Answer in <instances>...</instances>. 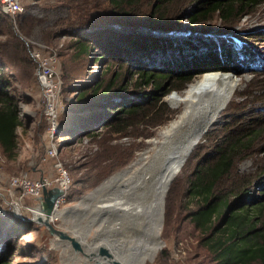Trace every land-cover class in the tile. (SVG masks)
Returning a JSON list of instances; mask_svg holds the SVG:
<instances>
[{"label": "rangeland", "instance_id": "374dc122", "mask_svg": "<svg viewBox=\"0 0 264 264\" xmlns=\"http://www.w3.org/2000/svg\"><path fill=\"white\" fill-rule=\"evenodd\" d=\"M19 1L23 11L18 16L32 17L39 22L31 34L26 36L19 31L18 17L6 15L9 30L24 44V40L27 41L30 49L38 50L45 56L55 54L57 58L53 74L56 84L53 107L55 119L45 114L43 91L33 73L28 74V70L20 65L22 61L19 53L8 48V27L4 21L6 16L0 10V50L10 56L6 61L5 76L11 80L10 88L17 100L18 114L16 158L8 159L0 146V253H4L1 263L113 264L110 260L115 259L121 264H134V260L140 256L138 248L145 242L140 236L131 242L130 239L140 234L142 219L108 214L102 212L100 207L116 200H123V204L127 205L138 195L144 199L141 191L135 190L134 179L128 181L124 177V182L119 185L116 177L133 165L144 151L150 150L152 139L157 138L158 133L179 116L180 104L173 103V99L181 96L205 72L194 76L180 90H171L163 97L170 115L160 126L143 125L119 133L111 132L105 128L103 121H88L89 111L76 104L74 85L63 78V69L66 67L72 74L78 75L82 68L79 72L81 80H94L103 71L102 78L107 82L112 75L122 73L124 67L118 64L106 67L105 63L89 62L76 57V49L72 44L74 40L62 34L47 39L48 32L55 30L53 22L66 14L57 0ZM137 1L138 5L146 9L151 4L148 0ZM197 1L171 0L169 6L164 5L163 9L169 13L168 16L173 13L178 15L183 11L180 12L182 8H189ZM166 19L157 22L158 27L175 32L170 34L172 38L160 41L162 48L167 51L166 57H178L175 55L176 48L183 51L180 53H183L181 56L184 58L207 51L218 54L219 48L222 52L224 46L233 50L230 70L212 71L231 75L236 85L208 129L219 134L226 125L258 121L261 131H264V0H256L254 6L235 16L230 23H224L216 14L206 22L194 25H189L186 18L180 20V23L171 17ZM138 21L143 20H132L131 24ZM197 46L201 52L195 53L192 50L198 49ZM173 48L175 50L171 54ZM206 48L209 50H204ZM151 53L156 58L160 56L158 52L156 55L154 48ZM125 84V93L136 92L130 76L123 81V86ZM99 107L96 112H100L103 120L107 114ZM73 108L77 109L75 114ZM78 109L81 112L78 113ZM80 118L85 121L83 127L78 129L73 123L64 128L65 124ZM201 137L167 187L158 234L161 245L151 258L145 257L142 264H214L200 245L201 234L194 229L188 218L197 205L185 197L195 170L214 145V138ZM257 144L247 157L237 159L235 171L238 177H249L262 170L264 132ZM152 154L150 150L149 155ZM123 159L126 160L124 166L114 167ZM111 168L115 170L106 175ZM23 176L31 181L44 180L46 186L37 195L27 193L22 187L9 186L11 178ZM63 177L66 187L58 182ZM56 187L63 190L64 196L53 211L58 212L55 213V219L49 220V223L54 230L74 238L79 249H75L70 241L50 234L41 221L35 220V216L44 215L39 209L43 204V200H40L43 189ZM101 247L106 248L111 257L102 256Z\"/></svg>", "mask_w": 264, "mask_h": 264}, {"label": "trees", "instance_id": "16d2710c", "mask_svg": "<svg viewBox=\"0 0 264 264\" xmlns=\"http://www.w3.org/2000/svg\"><path fill=\"white\" fill-rule=\"evenodd\" d=\"M57 1L66 14L53 22L55 30L48 32L47 39L62 34L74 40L72 44L76 49V57L105 63L106 67L114 64L124 67L122 73L112 75L107 82L102 78L103 71L94 80H81L79 72L82 68L78 75L72 74L66 67L63 69V78L74 85L76 104L89 111L88 121H103L105 128L114 133L143 125L160 126L170 115V110L162 100L167 93L180 90L198 74L213 70L228 71L231 68L229 62L233 50L229 46H224L222 52L219 48L218 54L207 51L189 58L181 56L183 53L180 52L183 51L176 48L175 55L178 57H166L167 51L162 48L160 41L172 38L175 32L158 27L157 22L171 17L180 23L186 18L189 25H194L206 22L216 14L224 23H230L256 2L198 0L189 8H182L180 14L168 16L163 6H169L171 0H148L151 2L148 9L138 5L137 0ZM17 17L19 31L26 36L39 22L32 17ZM6 18L8 48L19 53L22 61L20 65L28 70V74L33 73L36 79V64L23 41L9 30ZM141 19L143 21L131 24L132 20ZM153 48L157 56V52L160 53L159 58L151 53ZM198 49L192 51L201 52V48ZM173 50H170L171 54ZM9 57L0 50V146L8 159H15L18 149V114L17 100L10 88L11 80L5 76ZM128 76L133 80L136 92L125 93L127 84L123 86V81ZM98 106L107 114L103 120L100 112H96ZM76 110L71 109L74 114ZM83 122L82 118L74 119L64 128L74 123L79 129ZM221 131L214 134V130L208 129L201 137L214 138V145L195 170L185 191V197L197 205L188 218L201 234L200 245L214 264H264V165L259 173L249 177H238L235 171L237 159L253 152L264 131H261L258 121L229 124ZM261 152L264 155V148ZM125 161L121 160L114 167L124 166ZM113 170L115 168H111L106 175ZM3 255L0 253V264H3Z\"/></svg>", "mask_w": 264, "mask_h": 264}, {"label": "bare ground", "instance_id": "6f19581e", "mask_svg": "<svg viewBox=\"0 0 264 264\" xmlns=\"http://www.w3.org/2000/svg\"><path fill=\"white\" fill-rule=\"evenodd\" d=\"M216 72L209 71L202 77H198L181 96L173 99V103L180 104L179 116L167 124L158 133L157 138L152 139L150 145V150L153 151L152 156L149 155L150 150L147 149L133 165L117 175L119 185L124 182V177H127L128 181L134 179L135 190H140L141 195H146V202L141 201V205L132 209L130 205L125 206L121 203L122 201L117 200L113 203L102 204L100 207L102 212L106 211L112 215L122 216L132 211L136 215L141 214V217H144L147 212L141 210L149 208L153 213L150 217L153 219V227H148L140 235L145 242L142 247L138 248L140 251L137 252L140 253V257L143 254L152 257L155 253L153 252L154 246L148 247V242L152 240L156 242L158 239L160 225L157 224V220L162 217L166 188L176 175L182 160L187 156V151L182 150V146L191 147L195 141L193 132L196 130L194 128L199 126L201 121L204 122L207 116L210 118L214 116L236 85L231 75L227 73L216 74ZM55 213L53 217L49 216L48 220L55 218ZM39 216L43 217L44 215L39 214Z\"/></svg>", "mask_w": 264, "mask_h": 264}, {"label": "built area", "instance_id": "2783aa9c", "mask_svg": "<svg viewBox=\"0 0 264 264\" xmlns=\"http://www.w3.org/2000/svg\"><path fill=\"white\" fill-rule=\"evenodd\" d=\"M0 10L9 17H16L18 14H21L23 11L22 5L19 0H0ZM25 45L27 47L28 54L32 61L36 64V71H35V77L36 80L41 87V90L43 91V103H44V110L45 114H50L52 119H55V110L54 107V99H55V90H56V84L54 83L53 74L55 63L57 61L56 55H43L40 51L35 49H30L27 41H25ZM49 115V116H50ZM54 124V122H53ZM58 182L63 187H66L67 183L64 180V177L62 179H59ZM10 187H22L26 189L25 191L27 193H30L32 195H37L39 191L46 186V183L44 180L40 181H31L26 178V176L21 178H11L9 182ZM64 194L59 196L56 201L54 208H56L59 201L63 198ZM55 211V209H54ZM54 213V212H53ZM53 217V215H50ZM55 218H51L53 220Z\"/></svg>", "mask_w": 264, "mask_h": 264}, {"label": "water", "instance_id": "95a60500", "mask_svg": "<svg viewBox=\"0 0 264 264\" xmlns=\"http://www.w3.org/2000/svg\"><path fill=\"white\" fill-rule=\"evenodd\" d=\"M218 73H221V72H216V74H218ZM206 74V73H205ZM227 100L228 99H226L225 101H224V103L222 104V106L216 111V113L214 114V116L213 117H209V116H207V118L204 120V122L203 121H201L200 123V125L199 126H197V127H195L194 128V130H196L195 132H193L194 133V137H195V141L192 143V145H191V147H188V146H186L185 147V145H183L182 146V150H185V151H187V156H188V154L191 152V150H192V148L197 144V142H198V140L200 139V137L204 134V133H206L207 132V130H208V127L212 124V122H213V120H214V118H215V116L224 108V106H225V104H226V102H227ZM186 156V157H187ZM186 157L182 160V163L180 164V168H181V166L183 165V163H184V161H185V159H186ZM180 168L177 170V172L180 170ZM166 190H167V188H166ZM166 192V191H165ZM64 194V192H63V190H61V189H59V188H52V189H50V190H46V189H43V191H42V196L40 197V200H43V204L40 206V210H41V212H43L44 213V216L43 217H41V216H39V215H37V216H35V220L36 221H41L47 228H48V231L50 232V234H54V235H57V236H59V238H61V239H63V240H67V241H70L71 242V245L75 248V249H79V245H78V243L76 242V240L74 239V238H71L70 236H68L67 234H65V233H63V232H61V231H57V230H54L53 228H52V226L50 225V223H49V220H48V217L53 213V211H54V205H55V201H56V199L59 197V196H61V195H63ZM143 197H144V199L142 200V198L138 195V198H134L133 199V202L132 203H128L127 205H130V207H131V209L132 208H134V207H137V206H139V205H141V201L143 202L144 201V203L146 202L145 201V198H146V195H142ZM124 200H126V199H124ZM127 201V200H126ZM121 202V201H120ZM128 202V201H127ZM113 203V202H112ZM121 203H124V201L122 200V202ZM126 206V205H125ZM142 212L143 211H147L146 212V214H145V216L144 217H141L140 215L141 214H134L132 211H131V213H129V214H124V215H122L121 217H125V216H127V217H131V216H134V217H138V218H143L142 219V225L140 226L141 228H142V230H141V232H140V234L136 237V238H132V239H130V242L131 241H133V240H136L137 238H139V236L141 235V234H143L146 230H147V228L148 227H153V219L152 218H150L151 216H152V212L149 210V208H147V209H142L141 210ZM140 212V211H139ZM120 217V216H119ZM120 217V218H121ZM161 218L162 217H160V218H158V220H157V224L159 223V225L161 224ZM129 242V243H130ZM150 243H151V245H150ZM161 245V242L157 239V241L155 242L154 240H152V241H150V242H148V247H153L154 249H153V252H155L156 253V251H157V249L160 247V245ZM101 255L102 256H105V257H111V255H110V253L108 252V250L106 249V248H103V247H101ZM153 256V255H152ZM145 257H147L146 255H142V257H140L139 256V258H142V260L140 261L139 260V258L137 257L135 260H134V264H142V262L144 261V259H145ZM147 258H149V257H147ZM151 258V257H150ZM113 264H121L118 260H115V259H112V260H110Z\"/></svg>", "mask_w": 264, "mask_h": 264}]
</instances>
